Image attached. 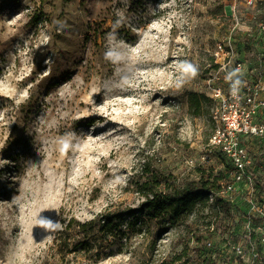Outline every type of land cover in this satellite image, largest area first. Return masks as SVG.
<instances>
[{
	"label": "rangeland",
	"instance_id": "obj_1",
	"mask_svg": "<svg viewBox=\"0 0 264 264\" xmlns=\"http://www.w3.org/2000/svg\"><path fill=\"white\" fill-rule=\"evenodd\" d=\"M262 26L264 0H0V264H54L63 219L137 208L143 154L180 185L217 176L197 166L210 105L194 117L187 95L208 96L221 50L240 58ZM142 227L78 260L178 264L185 229Z\"/></svg>",
	"mask_w": 264,
	"mask_h": 264
},
{
	"label": "built area",
	"instance_id": "obj_2",
	"mask_svg": "<svg viewBox=\"0 0 264 264\" xmlns=\"http://www.w3.org/2000/svg\"><path fill=\"white\" fill-rule=\"evenodd\" d=\"M221 53L208 83L212 130L197 165L216 160L221 178L201 215L181 227L178 264H264V39L240 58Z\"/></svg>",
	"mask_w": 264,
	"mask_h": 264
},
{
	"label": "trees",
	"instance_id": "obj_3",
	"mask_svg": "<svg viewBox=\"0 0 264 264\" xmlns=\"http://www.w3.org/2000/svg\"><path fill=\"white\" fill-rule=\"evenodd\" d=\"M187 104L192 116H202L205 105H210V98L204 93L192 91L187 95ZM138 165L139 170L130 181L142 199L138 207L123 212L101 213L87 221L74 217L63 219L62 228L53 241L59 256L54 264H81L79 258L95 261L103 251L105 245L102 244L110 246L119 236H125L129 241L131 234L141 233L142 226L151 220L156 221L160 233L174 227H187L191 215L208 206L209 193L217 188L221 178L211 171L206 174L205 170H200L202 177L199 181L180 185L161 168L160 160L155 161L150 155L143 154ZM155 245L156 242L152 241L151 246L154 248ZM70 253L74 256L66 259ZM63 259L66 261L63 262Z\"/></svg>",
	"mask_w": 264,
	"mask_h": 264
},
{
	"label": "clouds",
	"instance_id": "obj_4",
	"mask_svg": "<svg viewBox=\"0 0 264 264\" xmlns=\"http://www.w3.org/2000/svg\"><path fill=\"white\" fill-rule=\"evenodd\" d=\"M192 71H194V69H192ZM239 83V81H237V84ZM45 223H46V226L47 227H58L59 226V222H55V223H53L52 221H47V222H45V221H41V224L42 225H45Z\"/></svg>",
	"mask_w": 264,
	"mask_h": 264
}]
</instances>
